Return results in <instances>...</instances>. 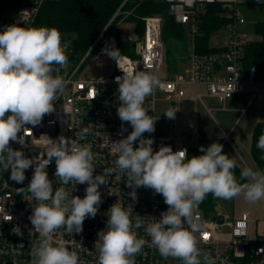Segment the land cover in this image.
<instances>
[{
  "label": "clouds",
  "instance_id": "1",
  "mask_svg": "<svg viewBox=\"0 0 264 264\" xmlns=\"http://www.w3.org/2000/svg\"><path fill=\"white\" fill-rule=\"evenodd\" d=\"M106 51L119 67L118 49ZM67 61L61 33L56 28L12 24L0 32V169L10 170L9 179L23 184L25 171L35 165L30 183L19 188L26 189L34 202L29 220L40 239L33 245V264H81L77 251L70 250L65 241H54L53 235L61 228L70 234L82 232L84 220L94 218L103 202L99 188L107 183L105 177L116 171L126 174L125 184L132 189L128 195L133 201L137 199L136 190L145 187L162 195L168 207L160 218L151 216L146 221L139 214L133 217V207L129 204L125 208L117 200L105 213L106 228L97 233L94 247L98 264H135V256L148 243L138 236L141 228L164 259L171 257L183 264H215L198 247L196 234L203 232L199 205L209 193L224 200L240 195L250 203L264 200V172L244 167L238 180L234 173L236 160L223 153V145L218 142L206 148L201 145L199 151L203 154L199 156L189 157L186 148L173 151L171 146L154 151V140L143 134L155 131L156 120L144 106L146 98L160 86L155 72L122 71L123 75L115 78L117 115L133 130L112 143L118 153L114 168L94 175L91 145L63 136L48 139L43 155L34 158L9 146L10 141L25 145L22 129L40 124L46 114L54 111V101L65 89L59 68L65 67ZM53 72L57 74L54 76ZM175 113L172 109L164 112L168 119H174ZM88 132L89 128L84 127L75 137ZM136 142L138 147H134ZM256 147L264 151V134L259 136ZM53 160L55 183L87 184L83 198L72 195L65 187L53 188L46 171ZM13 231L21 234L19 228Z\"/></svg>",
  "mask_w": 264,
  "mask_h": 264
},
{
  "label": "built area",
  "instance_id": "2",
  "mask_svg": "<svg viewBox=\"0 0 264 264\" xmlns=\"http://www.w3.org/2000/svg\"><path fill=\"white\" fill-rule=\"evenodd\" d=\"M49 1L55 0H30L24 3L16 17L3 18L0 21L2 31L5 26L12 24L39 28L36 22L39 9L43 3ZM159 1L167 4L168 16L173 17L177 24L191 33L193 51L190 56L191 67L173 79L161 80L160 86L146 98L144 106L149 109L148 114L156 122L155 131L151 134L144 133L143 137L154 140L152 145L154 151L159 150L161 146H171L173 151L186 148L188 156L191 157V146L183 136L158 135L157 89L168 99H172L184 97L186 95L184 87L187 84L203 85L208 95L224 103L234 95L245 92L251 83L259 81L264 84V79H257L255 68L248 76L243 74L245 48L250 40L237 32V25L245 23L238 9L241 0ZM211 6L220 7L221 15L230 21L226 26L228 36L219 47L221 48L219 52L200 54L196 52L195 40L200 35L202 17ZM142 20L145 27L142 36L120 37L132 45L134 55L120 54L119 67L112 59V69L104 75L88 76L86 66L101 55H107L106 50L117 49L118 38L115 34L105 38L107 30L105 28L84 54L75 51L70 38L61 36L68 61L65 67L59 68L58 65H54V68H59V75L65 81V89L54 101L52 113L46 114L40 124L27 125L22 129L21 135L25 139V145L10 141L9 146L22 150L28 158H34L43 155L48 147V139L56 140L63 136L66 139H77L79 144L91 145L96 167L94 175L103 173L104 169L114 168L118 153L114 151L112 143L125 138L133 130L130 123H122L117 115L119 102L115 78L122 76V71H153L158 75L164 63L162 16L152 15ZM105 66L106 63L101 62L99 68ZM56 74L53 72L54 76ZM197 97L202 101V95L198 94ZM84 127H88L89 132L83 137L76 138L75 133ZM34 167L35 165L25 171L26 179L23 184H17L9 179L10 170L4 172L0 169V264H33V245L40 239L39 234L32 231L33 225L29 220L34 202L30 201V193L26 189L21 191L19 188H26L30 183ZM55 168L54 160L46 168L49 179L53 181V188L65 187L72 195L83 198L87 184L55 183L57 179ZM105 179L107 183L99 188L103 202L99 205L94 218L88 217L84 220L82 232L70 234L61 228L53 235L54 241H65L70 250L77 251L81 264H98V252L94 247L98 239L97 233L106 228L108 217L105 213L117 200L125 208L130 204L134 210L132 216L139 214L144 216L146 221L152 217L160 218L161 212L166 211L168 207L162 195L145 187L136 190L137 199L133 201L128 195L132 189L125 184L126 174L116 171ZM197 212L203 224V232L196 234L198 247L212 257L215 264H264V236L255 241L250 240V216L247 212H242L233 219L216 211L206 214L200 207ZM14 228H19L21 234L17 235L13 231ZM137 233L148 243L141 253L135 256V264H183L178 259L161 257L143 228L138 229ZM205 234L207 239L204 238Z\"/></svg>",
  "mask_w": 264,
  "mask_h": 264
},
{
  "label": "trees",
  "instance_id": "3",
  "mask_svg": "<svg viewBox=\"0 0 264 264\" xmlns=\"http://www.w3.org/2000/svg\"><path fill=\"white\" fill-rule=\"evenodd\" d=\"M14 2L17 1L0 0V21L7 8ZM167 9V4L159 0H55L41 5L36 22L39 27L56 28L61 35L73 34L75 51L81 54H84L107 28L105 38L114 33L118 38L119 55L133 56L132 45L120 39L116 26L121 21L134 22L137 25V34L142 36L145 28L142 18L160 15L163 18L162 33L176 38L182 37L184 27L177 24L173 17L168 16ZM229 22L221 15L220 7H209L202 17L200 35L195 40L196 52L200 54L219 52L221 48L210 46V38L213 33L225 28ZM254 30L258 38L249 41L245 48L243 74L248 76L255 68L257 79L262 80L264 79V21L255 23ZM0 32H2L1 27ZM261 134H264V122H259L255 126L251 145L254 163L259 171L264 172V158H262L264 151L256 147ZM190 152L191 156H195L193 148ZM240 171L238 166L234 169L238 180ZM219 203L220 199L209 193L199 207L206 214H210L216 210Z\"/></svg>",
  "mask_w": 264,
  "mask_h": 264
},
{
  "label": "crops",
  "instance_id": "4",
  "mask_svg": "<svg viewBox=\"0 0 264 264\" xmlns=\"http://www.w3.org/2000/svg\"><path fill=\"white\" fill-rule=\"evenodd\" d=\"M16 1L22 5L30 0ZM245 3L264 5V0L261 3L257 0H241L239 5ZM184 90V97L168 99L164 95L167 100L174 102L173 111H176L175 118L171 119V130L189 138V141L185 140L195 151V156L203 154L199 151L201 145L206 148L211 143L218 142L223 145V153L234 158L240 169L250 167L246 162L256 167L251 145L255 126L264 122V84L259 81L251 83L245 92L234 95L224 103L208 95L203 85L187 84ZM198 94L202 95V101L198 99ZM156 116L158 131L159 121H162L163 117L158 116L157 106ZM171 134L172 132H168L161 136ZM237 197L242 206L234 218L242 212H247L250 216V240L255 241L263 237L264 200L250 203L243 195Z\"/></svg>",
  "mask_w": 264,
  "mask_h": 264
},
{
  "label": "rangeland",
  "instance_id": "5",
  "mask_svg": "<svg viewBox=\"0 0 264 264\" xmlns=\"http://www.w3.org/2000/svg\"><path fill=\"white\" fill-rule=\"evenodd\" d=\"M22 7L23 4L21 5L19 2H14L7 8L2 19L16 17L21 11ZM238 9L244 18L245 23L237 25V32L240 35L247 36L250 41L257 39L258 37L255 34L254 25L257 22L264 21V5L245 3L239 5ZM136 26L137 25L134 22L123 21L116 26V30L120 33L121 38H126L128 35L137 36L138 34L136 31ZM61 36L70 38L72 42L75 40L73 34H62ZM227 36L228 29L226 27L222 28L218 32L213 33L209 42L210 46L213 48L219 47V45L223 44V41L227 38ZM162 39L164 44V63L158 74L160 81L173 79L179 75V73L182 74L186 69H189L191 67L190 56L193 51L192 35L185 28L182 33V37L176 38L162 33ZM101 62L106 63L105 68H99ZM112 62V58H110L108 55H101L97 60L90 61L86 66L88 76L108 74L112 69ZM156 106L158 116L163 117L162 121H159L158 124V135H164L168 132H172V134H179L187 139L185 134L171 130V119H168L164 112L169 109L173 110L174 102L172 100H167L164 93L159 89H157L156 92ZM187 140L189 141V138ZM134 147H138L137 142L134 143ZM246 163L253 170H257L254 165L249 164L248 162ZM237 198L238 197H234L230 200L220 199V203L215 211L233 219L235 214L240 211L242 206L237 201Z\"/></svg>",
  "mask_w": 264,
  "mask_h": 264
},
{
  "label": "snow or ice",
  "instance_id": "6",
  "mask_svg": "<svg viewBox=\"0 0 264 264\" xmlns=\"http://www.w3.org/2000/svg\"><path fill=\"white\" fill-rule=\"evenodd\" d=\"M205 239H207L208 237H207V234H205V237H204Z\"/></svg>",
  "mask_w": 264,
  "mask_h": 264
}]
</instances>
